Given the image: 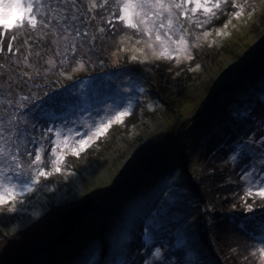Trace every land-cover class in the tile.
I'll return each instance as SVG.
<instances>
[{
  "label": "rangeland",
  "instance_id": "rangeland-1",
  "mask_svg": "<svg viewBox=\"0 0 264 264\" xmlns=\"http://www.w3.org/2000/svg\"><path fill=\"white\" fill-rule=\"evenodd\" d=\"M96 2L104 6L89 11V0H76V8L68 13V25L78 28L81 34L87 32V36L81 35L75 40L67 36L63 24L55 26L56 34L40 27L21 32L5 31L0 26V126L26 130L34 141L27 147H44L46 155L40 166L51 172L39 178L33 191L25 193L21 197L23 203H17L14 210L9 211L10 204L0 206V238L28 225L52 204H75L93 195L95 205L75 230L76 236L59 246L51 256L36 259L31 264H127L130 256L135 264H264L258 252L264 248V204L254 205L245 194L251 188V199L258 200L260 197H256L255 192L264 186V96L255 93L256 87L251 82V76L262 73L256 69L264 62V56L257 59L264 53V0H225L219 13L223 20L209 27L206 25L217 9L210 19L198 13L199 19H207V23L202 27L189 25L187 41L191 58L175 52L171 58H157L146 43H136L142 39L141 34L115 20L114 26L108 23L113 18L111 12L119 14L115 0ZM234 3L243 6L238 18L235 12L239 9L233 7ZM44 4L42 14L59 13L60 19L62 9L72 8L71 3L56 8V0H44ZM205 32L209 34L207 37L203 35ZM13 34L17 36L12 41L15 55L7 50ZM99 34L104 43L96 39ZM126 34L128 38L109 48V44ZM62 35L65 38H61ZM73 43L76 45L74 53L68 47ZM24 49L28 52L33 49V60H44L51 69L72 67L71 71L79 73L80 81L67 85L62 99L76 108L61 117L72 120L58 127L61 140L65 135L82 139L85 133L107 122L117 112H128L122 122H113L106 134L94 138L96 146H86L80 151V158L73 160L63 155L59 172L54 171L50 163V141L56 137L46 132L52 128L46 113L50 108L60 112L64 107L58 101L53 103L29 91L27 83L21 79L22 72L16 71L12 64L25 66L28 63L21 62ZM156 51H160L159 46ZM157 63L163 70L156 67ZM261 65L264 67V63ZM107 67L109 77L101 72ZM248 72L250 78L246 75ZM6 81H11L22 92L17 94L15 88L14 93L6 90L10 87ZM236 87L243 90L245 97L236 98V94H231L220 101V109H228L224 115L217 110L210 112L219 95L235 93ZM156 88H167L166 93L175 104L156 99L159 98L154 93ZM260 91L264 92V87ZM7 94L18 99L27 95L33 101L36 98L34 105L39 112H33V108L22 111V104L20 110L12 114L6 103L10 98ZM112 96L120 97L119 102L106 105V99ZM32 98H28V102ZM228 99L231 100L227 102ZM11 101L16 103L15 99ZM233 101L236 103L231 104ZM22 102L28 103L26 99ZM179 104L182 106L179 114H171L168 106ZM38 118L48 120L47 125ZM223 121L226 126L223 134L237 129L227 139L228 145L217 148L211 156L213 162L207 163L209 154L203 155L201 147L208 139V130L214 131L216 124L222 125ZM71 123L77 128H69ZM25 146L22 138L21 171L27 169L33 158L24 152ZM58 154H61L59 149ZM130 173L136 176H127ZM208 173L216 176L214 181L208 178ZM199 176L201 181L209 180L207 202L222 211L208 220L211 227L208 241L204 242L200 231L205 208L197 202L200 198L195 187V177ZM257 179L260 182L254 183ZM226 183H236L229 185L238 191L230 195L224 192L221 198L214 199L215 186ZM154 207L160 208L161 216L167 220L159 225L151 246L142 250L145 256L134 259L136 252L132 255L131 248L140 247L143 238V232H137L143 229L142 221L144 227L147 226L142 210L146 208L151 214ZM182 212L188 215L185 225L184 217L170 218ZM216 219L221 225L215 224ZM186 230L189 238L184 234ZM214 236L221 245L212 243ZM182 240L184 246L177 252L171 251L172 246ZM160 244L161 251L156 248Z\"/></svg>",
  "mask_w": 264,
  "mask_h": 264
},
{
  "label": "snow or ice",
  "instance_id": "snow-or-ice-1",
  "mask_svg": "<svg viewBox=\"0 0 264 264\" xmlns=\"http://www.w3.org/2000/svg\"><path fill=\"white\" fill-rule=\"evenodd\" d=\"M51 2V0H49ZM106 2V0H105ZM225 0H115L118 15L113 14V19L108 20V23L114 26L113 20L122 23L125 27L135 30L141 34L142 39L136 43H146L149 49L153 50V54L157 58H171L172 53L184 54L186 58H191L187 36L189 28L184 25L195 24L196 27H202L215 15V9H219ZM71 3L72 8L62 9L63 18H59V13L47 15L42 14L44 9V0H26L22 3L21 0H0V26L5 31L17 29L24 32L27 30H35L38 27L48 29L52 34H56L58 29L56 25H64V32L73 40L78 39L81 35L87 36V32L81 34L78 28H71L68 25L70 19L68 13L76 8V0H56V8L61 5ZM89 11L95 10L97 7H103V4H98L96 0H89ZM239 10L235 12L238 18L243 12V6L233 4ZM56 12V9H53ZM207 17L205 20H200L197 14ZM72 20L77 17H71ZM55 21V24L53 23ZM227 27V25H225ZM103 31V29H99ZM219 35V33H217ZM204 37L209 34L205 32ZM61 38H65L63 35ZM146 38V39H144ZM17 36L12 35L8 42V52L15 55L12 41L16 40ZM2 42V40H0ZM27 43V41H25ZM159 46L160 51H156ZM74 53L76 51L75 43L68 46ZM2 51V49H0ZM67 58V57H66ZM135 59V57H133ZM27 60V56L25 57ZM52 63L51 60L48 61ZM128 115L127 111L117 112V114L94 127L91 132L85 133L84 138L76 140L75 144L79 145V149L72 146L70 150L73 154H79L90 141L103 134H106L108 128L113 122H122V118ZM47 133H53V129H46ZM56 139L51 140L50 148V163L54 171L61 170L60 164L63 160L62 153L69 147L68 141L70 137L65 135L63 140L60 139L61 133L59 130L54 132ZM80 135L79 132L76 133ZM25 141L24 152L33 157L27 165V169L21 171L20 158L24 154L20 148L21 139ZM31 136L27 135L26 130L20 129L18 126L13 128H4L0 126V206L11 205L9 211L16 208L17 203H23L21 197L25 193H31L33 186L39 182L40 177L50 175L45 168L40 165L44 163L45 151L43 146L29 149L27 145L33 144ZM63 145V147H61ZM58 149L61 154H58ZM235 159V157L233 158ZM30 170V175H29ZM260 182L259 179L253 181ZM246 196H253V191L249 188L246 191ZM256 197L264 198V186L259 187L255 192ZM251 208L249 207V211ZM261 261H264V248L258 249ZM253 256L256 253H252Z\"/></svg>",
  "mask_w": 264,
  "mask_h": 264
},
{
  "label": "trees",
  "instance_id": "trees-1",
  "mask_svg": "<svg viewBox=\"0 0 264 264\" xmlns=\"http://www.w3.org/2000/svg\"><path fill=\"white\" fill-rule=\"evenodd\" d=\"M220 8L217 9L216 15L214 16V18L212 20H209L206 27H209L213 24H216L215 22L219 21V19H220L219 17L221 16L219 14ZM111 14L113 15L114 11H113V13L111 12ZM222 20L223 19H220V21H222ZM185 25L189 28V25H187V24H185ZM99 28H100V26H99ZM189 31H191L190 28H189ZM192 31H193V29H192ZM34 37H35V35H34ZM95 37L97 40H99L103 43L105 42L104 39L100 40V34L95 36ZM128 37H129V35L126 34V36H124L122 39L120 38L119 40L112 42L111 44H109V48H111L113 44L115 45V44L121 43V41L123 39L128 38ZM30 51L31 52H28L25 49L21 50V52L23 53L21 56L24 59V61H21V62L28 61V63L25 66H20V64L17 66L16 62H12V64H13L14 68L16 69V71L22 72L23 78H21V79L27 83L30 92H36L35 96L38 95V96L44 97L46 99L49 98L51 102L58 101L64 107V110H62L60 112H58V110H55L54 108H50L48 113H46L47 114L46 117H48V120H50L52 122L51 127L53 128V134H54V132L56 130H58L59 126L64 125L65 123L72 122V120H70V119H65V118H61V117L66 115L64 112L70 113L71 111H73L76 108V106L72 105V104H68L67 102L65 103L62 99H63L64 94L66 92V86L67 85L71 86L74 82L80 81L79 73L71 71L70 69H72V67H70V69H68L69 67L65 68V67L61 66L59 68L51 69L49 67V65L46 63V61L41 60L40 58L38 60H33V58H34L33 52L34 51H33V49H31ZM1 55L5 56V57L7 56L5 53H2ZM26 56H27V60H25ZM157 60H159V59H157ZM8 61H10V60L8 59ZM84 61L87 64L86 60H84ZM152 62H154V61H152ZM263 63L260 62L257 66V69H256L259 73L262 72L259 76H254V75L251 76V74L249 72L246 74L249 76V77L247 76L248 78H250V76H251V82L256 87L255 93L261 94V96L262 95L264 96V92L260 91V89H262L264 87V67H263V65H261ZM153 66H152V69H154ZM156 67L160 68L161 70H163V68H164L163 66H161L158 63L156 64ZM109 71H110V68L107 67V68H105V70H102L101 72H104L105 75L107 77H109L108 76ZM115 71L118 72V69H115ZM76 75H78V76L76 77ZM71 78H73V79L70 80ZM62 80L67 81V82L64 84L62 82ZM6 84L10 85L9 88L6 87V90H9L11 93H14V88L17 90V94H20L22 92L21 89L18 86L15 87V84H13L11 81H6ZM3 86H4V84H3ZM1 89L3 90L4 88H1ZM242 91L243 90L239 91V89L236 87L235 93L234 92H225L224 95H221V96L219 95V98H217V100L214 103L215 106L213 104L209 108L210 112H214L217 110V111H221L220 113L222 115H224L226 113V111H228V109L224 108V110H221L219 107L220 101L223 100V98L227 99V97L231 96V94H234V95L236 94V98H239V95L244 96ZM166 92H168L167 88L162 89V90H159V88H156L154 93H156L157 96L159 95V98L156 97V99L160 100L161 102H162V100H164V102H170V105H171V103L175 104L172 101H170L171 97ZM75 95H78V93L76 92ZM7 96L10 98L7 99L6 103L9 105L12 114L13 113L16 114L20 110V107L22 104H23L22 105V107H23L22 111H24V109L29 110V109L33 108V112H37V113L39 112V110L37 108H35V105H34L36 98L33 101V98L28 96V95H27L28 97L26 96L22 99L14 98V95H11V94H7ZM28 98H32L30 102H28ZM249 98L251 100L254 99L251 97H249ZM11 99H15L16 103H13L11 101ZM24 99H26L28 103H23L22 101ZM106 100L107 101L105 102V104L109 105V104H113V103H118L120 100V97L116 98L115 96H112V97H108ZM230 100L231 99H228L227 102ZM19 103H20V105H19ZM29 103H32V104H29ZM221 103H222V101H221ZM233 103H236V101L231 102V104H233ZM13 106H16V108H14ZM181 107L182 106L180 104L177 105L176 107L174 105H172V106H168V109L171 110V112H170L171 114L178 115ZM227 107H229V109H230V104ZM248 109L252 110V108H248ZM246 110H247V108H246ZM246 110H243V111L245 112ZM177 111H178V113H177ZM198 112L200 113V111H198ZM254 112H256V109H254ZM199 113H197L196 115H198V116L201 115ZM38 120H39V118H38ZM48 120L43 121L42 119H40L39 122L43 123L44 125H47ZM73 123L75 124V122H73ZM74 124L71 123L69 125V128H71V127L77 128ZM236 129H237V127H235L233 132H230V133L226 132V134H223L226 131V126L224 125V121H223L222 125L216 124V128L214 131L208 130V139L204 138L205 140H204V143L201 147V151H202L203 155L209 154V159H208L207 163L213 162V158H211V156H212V154H215V151L217 148H219L218 150H220L224 145H228L226 141L228 138H230L231 133H234L236 131ZM215 132H218V133L215 134ZM239 139H240V137H239ZM76 140H78V138L76 136L70 137V140L68 141L69 147L64 150L62 155H68L73 160L80 158V151H79V154H73V152L70 150V148L72 146H75L77 149H79V145H74ZM159 141H160V139H159ZM96 144L97 143L94 142V139H93L92 141L89 142V144L87 146H89V147H91L92 145L96 146ZM61 147H63V146H61ZM216 164L218 165L219 163L216 162ZM221 170H222V168L218 169L219 172ZM216 171H217V169H216ZM130 175L136 176L135 173H130L127 176H130ZM207 175L209 176L208 178H211L210 179L211 181L215 180L216 176H214L210 173H208ZM127 176H125V177H127ZM208 178L203 179L201 181V179H202L201 176H199L198 179H197V177H195L196 192L198 193V195H199L198 197L200 198V200L197 202H198V204H204V208H205L204 209L205 211H203V219H202V224H201V226H202L201 229H203V230L200 231L201 232L200 238L202 239V242L208 241V236H209V232H210L208 230L211 227V222L208 220L210 219V217L216 215V213L222 212V211H220L219 208H217V206H215L214 204L211 206L210 203L207 202V196H208V193L210 192V189H207V185L209 183ZM226 184L227 185H224V186H222V185L220 186L219 184L217 185L218 187L215 186V188H217V191L214 193V199L215 198H221V194L224 192L227 193L228 195H230L231 193H235L238 191V188L230 186V185H233L236 183H226ZM92 196L89 195L87 198L82 199V201L75 203V204H73V203L67 204L66 202L52 204V205L48 206V208H46L39 216L35 217L31 222H29L28 225H26L20 229H17L15 231H12L8 235L1 237L0 238V264H26L33 257L40 255L42 253L49 252L56 243L64 240L65 238L76 236L75 230L79 226L80 221L88 215L87 212L91 209L92 206L95 205V200H94V197H92ZM246 197L249 198L251 203H253L254 205L255 204L256 205L264 204V198H259L258 200H255V199H251V196L250 197L246 196ZM220 201H222V199ZM236 205H238V203H234V206H236ZM228 207H229V205H228ZM211 208H213V209H211ZM156 209L157 208L154 207L152 209L151 214H150L149 210L145 211L146 208H143V210H142L144 212L143 220H145L147 226L144 227V222L142 221L141 226L143 227V229L138 230V232H137V234L140 231L143 232V234H142L143 238H142V241L139 243L140 247H137L136 249L131 248V250H132L131 254L132 255L134 254V251L136 252V255L133 257L134 259H135V257L138 259H142L145 256L143 253H141V252H143L142 250L151 246V243L155 241L154 237H155V233L158 230L159 225L162 224V222L167 220V218H164L161 216L162 214H161L160 208H158V210H156ZM229 209H231V208H229ZM211 210H213V212H211ZM180 217L185 218V220H184V225H185L186 224V218L188 217V215L185 212H182L180 214V216L179 215H177V216L173 215L170 218L179 219ZM170 218H168V219H170ZM218 220L219 219H216L215 224L221 225V223ZM44 221H45V223H44ZM46 222H48V223L46 224ZM183 228H184V226H183ZM184 234L187 238H189L187 230H186V233L184 232ZM214 240L216 242V244H215V242H212L214 245H221L222 244L220 241L217 240V236H214ZM184 243L185 242L182 240L180 243L173 245L171 248V251L177 252L180 249V247L184 246L183 245ZM165 244H167V243H165ZM185 245H187V244H185ZM156 248H157V250L161 251V244L158 245ZM139 253H141V254L139 255ZM131 257L132 256L129 257L128 263L125 260L127 264H135V262L133 263V259Z\"/></svg>",
  "mask_w": 264,
  "mask_h": 264
},
{
  "label": "water",
  "instance_id": "water-1",
  "mask_svg": "<svg viewBox=\"0 0 264 264\" xmlns=\"http://www.w3.org/2000/svg\"><path fill=\"white\" fill-rule=\"evenodd\" d=\"M263 56H264V53L261 54L257 59H260V58H262ZM83 219H84V218H83ZM83 219L80 221V224H82ZM72 238H73V236H72V237H69V238H67V239H64V240H62V241H60V242H58V243H56V244L52 247V249H51L49 252H47V253H42V254H40V255H37V256L33 257V258L30 259L26 264H31L33 261H35L36 259H39V258H47V257L51 256L53 253H55V251L58 249L59 246H61L62 244H65V243H67V242H69Z\"/></svg>",
  "mask_w": 264,
  "mask_h": 264
}]
</instances>
